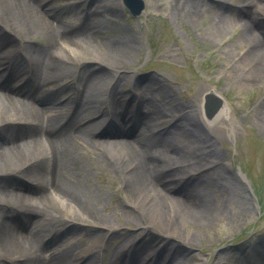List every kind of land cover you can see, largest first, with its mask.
Returning a JSON list of instances; mask_svg holds the SVG:
<instances>
[{
	"label": "bare ground",
	"instance_id": "1",
	"mask_svg": "<svg viewBox=\"0 0 264 264\" xmlns=\"http://www.w3.org/2000/svg\"><path fill=\"white\" fill-rule=\"evenodd\" d=\"M52 1L0 0V62L11 65L10 71L0 73V264H140L144 261L139 258L142 250L154 252L145 264H182L181 261L186 260L183 246L194 243L195 234L191 229L209 227L210 217L219 215L222 210L220 204L215 205L218 199L230 201L238 192L241 180L224 167L208 169L213 175L205 179L199 174L207 169L197 174L190 172L192 160L202 165L215 154L201 151L202 147L196 143L199 138L206 139V134L214 136L216 127L226 134L234 133L237 122L231 109L221 99L210 121L205 120L201 96L210 92L219 98L220 95L202 87L197 100L198 116L175 118L155 132L159 125L156 121L167 117H164L165 108L156 105L153 88L139 83L136 78L133 83V97H138L136 103L127 98L121 101L116 82L120 76L111 83L104 73L103 65L111 71L127 66L136 41L134 35L101 37L107 14L115 9L111 0H98L79 23L63 19L61 15L62 9L74 7L72 3L56 11L50 7ZM202 1L186 0L184 5L194 12L202 7ZM240 4L239 9L232 11L221 2L216 14L226 25L232 19L241 25L242 35L230 50L242 40L248 49L235 53L231 69L240 71L237 75L241 84L251 85L264 81V0H241ZM225 10H229L230 17L225 15ZM15 39L17 44L12 46ZM94 48L100 51V58L92 56ZM230 50L223 54L227 55ZM247 55L253 59L250 64L258 60L251 68L248 62L243 67ZM85 59L98 61L102 67L80 68L74 106L69 98L74 108L70 111L60 108L61 105L56 107V100L48 96L60 88L66 92L73 90L63 81L76 73L72 62ZM66 61L71 63L70 67ZM20 74L25 76L24 84L9 87L8 83ZM51 87L57 89L44 91ZM41 89L44 92L38 103L34 98ZM104 94H109V104L102 101ZM104 104L110 109H105ZM260 105L264 110V100ZM259 118L264 122V111ZM60 119L64 120L62 125ZM183 120L188 135L185 141L180 140V133L174 128L183 124L180 122ZM106 121V128L99 133V136L106 135L104 139L94 138ZM127 123H131L128 131L124 130ZM19 126L22 131L16 129ZM146 132L155 136L145 137ZM79 143L89 148L100 147L101 154H94L95 159L108 168L117 169L125 194L120 203L132 204L145 216V226L153 225L168 238L181 237L184 245L164 237L150 249L148 241L141 238L134 241L133 249L127 252L120 241L114 251L119 256L130 255L128 263L114 256L103 262L101 251L114 240H122L130 231L109 223L98 212L97 206L107 194L97 193L83 182L87 176H84L82 157L76 147ZM82 155L88 157L86 152ZM179 159L183 162H177ZM15 175L21 176L26 185L13 183L11 176ZM207 184L216 185L220 197L206 190ZM241 203L244 204V200ZM75 221L85 226L93 241L89 257L74 262L70 257L77 249L72 242L78 231ZM182 224L190 229L181 233L178 228ZM50 225L58 227L56 239H65V250L47 249L50 241L55 240L54 236L43 244ZM256 256H236L233 264H264V248L258 250Z\"/></svg>",
	"mask_w": 264,
	"mask_h": 264
},
{
	"label": "rangeland",
	"instance_id": "2",
	"mask_svg": "<svg viewBox=\"0 0 264 264\" xmlns=\"http://www.w3.org/2000/svg\"><path fill=\"white\" fill-rule=\"evenodd\" d=\"M97 1L54 0L50 7L61 11L67 3H72L74 7L62 9L61 15L63 19L79 23L80 19L95 6ZM185 1L142 0L144 8L141 14L131 17L121 0H111L115 9L107 14V22L102 26L101 37L108 34L111 36L134 35L136 41L133 43L134 50L132 49V53L129 55V64L113 71L103 65L104 73L110 77L111 83H114L120 76L116 82L119 83L118 93H120L119 100L121 101L123 98L131 99V101L136 99L133 97V83L136 78L139 79V83L149 84L153 88L152 95L158 101L156 105L159 104L165 108L164 117H167L163 118L160 123L158 122L159 125L154 130L155 132L168 126L169 120L177 118L178 115H185V118L188 115L198 116L200 110L197 100L201 88L207 87L215 90L231 109L237 126L233 134H226L222 128L216 127L214 129L215 137L206 134V139L204 136L202 139L199 138L196 143L202 147L201 151L205 154H211L212 151L215 154L208 157V161L202 165L194 164L195 160H192L193 167L190 168V172L195 174L200 173L202 169L208 171L210 168L224 167L229 174L241 180L238 192L232 195L230 201L224 202V199H218L215 205H221L220 214L210 217V225L206 229H191L190 232L195 234L193 246H183L181 237L172 235L173 238H168L153 225L145 226L143 213L132 204L120 203V199L123 200L125 196L121 178L116 168L113 166L108 168L101 161L95 159L94 154H99L102 151L100 147L92 145L89 148L84 143L76 144L78 154L82 157L84 176H87V180L85 179L83 182L89 185L93 191L107 194V197L103 196V201L97 206L98 212L104 215L109 223L121 226L126 232L130 231L129 235L121 238L122 240H114L103 252L101 251L103 262L112 256L114 248L120 241L133 238L136 240L143 238L148 241V244H158L166 237L172 242L181 243L186 253V260L179 257L182 264H233L236 256L248 258V255H255L257 257V251L264 248V122H261L259 118L264 111L260 105L264 100V81L254 82L251 85H243L238 81L239 74L237 75V73L240 71L231 69L235 61L234 55L239 50L246 51L248 47L242 40L240 44L234 46L233 50L230 48L242 35L241 25L232 21L233 19L226 25L224 24L226 22L217 19L216 14L220 9L218 7L221 2L234 11L239 9L241 0H203L202 7L197 8L194 12H190V9L184 5ZM225 15L231 16L229 10H225ZM47 17L54 21L50 15ZM38 37V35L34 36L37 39ZM242 43L244 45H241ZM15 44H17L16 39L12 46ZM226 50H230L227 55L223 54ZM91 54L100 58V51L97 48H94ZM250 58L248 55L246 56L243 67L247 62L248 65L250 64V61L253 60ZM97 62L86 59L78 62L73 61L76 73L73 77L72 74L67 76L63 81L65 86L73 90L66 92L60 88L58 94L50 96V99L62 100V103L59 104L60 108L72 111L77 98L75 88L80 68L102 67V64ZM257 62L258 60H254L248 68ZM70 64L69 61H66L68 67ZM0 65L3 66L0 69L8 68L5 72L10 70V63L2 61ZM21 67H24V63ZM151 77H155V79L150 80ZM19 78H16L17 81L9 82L8 86L21 85L24 78L21 80ZM69 98H71L73 106L69 103ZM108 98H110L109 94H104L102 101L109 104ZM108 106L103 105L109 110ZM180 122L183 124L174 128L180 133V140L185 141V137H188L183 128L185 120ZM130 125L131 123H127L126 128ZM106 126L107 121L102 123L94 138L104 139L103 137L106 135L99 136V133ZM16 129L22 131L21 126ZM201 134L203 132H200ZM154 136L152 132L145 133V137ZM149 142L151 143V141ZM84 152L88 157L82 155ZM177 162L182 163L183 161L179 159ZM205 171L199 174L202 179L213 175L211 170ZM20 177L11 176V181L26 185ZM205 188L214 196L220 197V191L216 185L207 184ZM243 200L244 204L241 203ZM75 222L79 232L74 233L72 242L82 248L76 255L77 259H81L83 256L90 255V249H85L90 244V237L85 226L79 221ZM57 229L58 227L54 228L51 225L47 228L48 235L51 236L54 233L53 238L55 239L53 242L50 241L47 249H57L61 252L65 250L63 245L65 239H56ZM178 229L182 233L190 227L182 224ZM46 238L48 239V236ZM141 254L143 253L140 252L139 255Z\"/></svg>",
	"mask_w": 264,
	"mask_h": 264
},
{
	"label": "water",
	"instance_id": "3",
	"mask_svg": "<svg viewBox=\"0 0 264 264\" xmlns=\"http://www.w3.org/2000/svg\"><path fill=\"white\" fill-rule=\"evenodd\" d=\"M123 2L129 8V10L131 11L132 14H138L141 11V9H142V4L139 1H136L137 6L131 0H123ZM218 105H219V102L217 101L216 102V107ZM209 107H210V104L208 102L206 107H205V112H206L208 118L212 117V114H213V112L209 111Z\"/></svg>",
	"mask_w": 264,
	"mask_h": 264
}]
</instances>
